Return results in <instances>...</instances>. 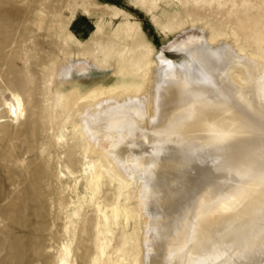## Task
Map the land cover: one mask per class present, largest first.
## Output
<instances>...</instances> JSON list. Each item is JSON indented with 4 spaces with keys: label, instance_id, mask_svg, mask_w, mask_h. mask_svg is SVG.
I'll list each match as a JSON object with an SVG mask.
<instances>
[{
    "label": "bare ground",
    "instance_id": "6f19581e",
    "mask_svg": "<svg viewBox=\"0 0 264 264\" xmlns=\"http://www.w3.org/2000/svg\"><path fill=\"white\" fill-rule=\"evenodd\" d=\"M160 9L162 27L151 16L162 31H177L167 47L181 57L138 47L140 74L59 97L71 139L90 162L88 188L99 166L130 200L138 252L129 264H264V61L234 33L223 43L226 34ZM93 67L102 66L78 56L62 65L81 75ZM3 103L16 120L17 107ZM70 157L63 168L73 172ZM92 206L98 219L70 231L74 256L66 259L118 264L120 246L111 248V229H101L104 210L97 200Z\"/></svg>",
    "mask_w": 264,
    "mask_h": 264
},
{
    "label": "rangeland",
    "instance_id": "374dc122",
    "mask_svg": "<svg viewBox=\"0 0 264 264\" xmlns=\"http://www.w3.org/2000/svg\"><path fill=\"white\" fill-rule=\"evenodd\" d=\"M158 7L176 12L183 23L197 19L207 34H226L223 43L234 33L237 45L264 61V0H0V264H69L70 231L81 220L98 219L95 200L106 216L101 229H111V248L120 246L118 264H129L138 252L130 200L99 166L88 188L90 162L71 139L59 97L74 86L140 74L134 68L138 47L181 57L167 47L178 33L162 31L166 20ZM189 7L194 12L187 16ZM153 13L160 15L159 28ZM76 56L102 67L84 75L66 72L62 65ZM118 64L124 66L119 73ZM3 101L17 107L16 120ZM68 157L73 172L63 168ZM62 242L64 255L58 252Z\"/></svg>",
    "mask_w": 264,
    "mask_h": 264
}]
</instances>
